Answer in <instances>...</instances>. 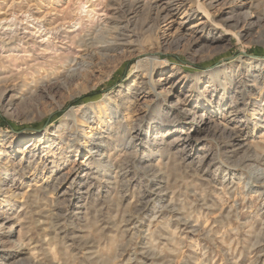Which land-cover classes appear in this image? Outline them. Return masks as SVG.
Masks as SVG:
<instances>
[{
    "label": "rangeland",
    "instance_id": "374dc122",
    "mask_svg": "<svg viewBox=\"0 0 264 264\" xmlns=\"http://www.w3.org/2000/svg\"><path fill=\"white\" fill-rule=\"evenodd\" d=\"M0 82V264H264V0H0Z\"/></svg>",
    "mask_w": 264,
    "mask_h": 264
},
{
    "label": "bare ground",
    "instance_id": "6f19581e",
    "mask_svg": "<svg viewBox=\"0 0 264 264\" xmlns=\"http://www.w3.org/2000/svg\"><path fill=\"white\" fill-rule=\"evenodd\" d=\"M102 43V42H101ZM81 45V44H80ZM87 46V45H86ZM109 49V47H104V50L107 51ZM67 61V60H65ZM64 61V62H65ZM16 62V61H15ZM62 63V62H61ZM65 64V63H64ZM67 64V63H66ZM70 64V63H69ZM72 66H69V68H67L66 70H64L62 72V83L61 81H56V83H60V84H66L68 82H70L73 78H75L76 76H78L80 70H82L85 66L83 64H80V63H71ZM62 66V65H61ZM65 67V65H64ZM63 67V68H64ZM68 67V66H67ZM42 69V68H41ZM40 71V70H39ZM37 72V71H36ZM42 72V71H41ZM45 72V71H44ZM55 72V71H54ZM38 73V72H37ZM46 73V72H45ZM32 74V73H31ZM36 74V73H35ZM24 75V74H23ZM45 76V74H43ZM43 75L39 74L37 77H30L31 78V81L30 83H28L27 81H25L23 78L24 81H22L21 83L19 84V87L17 86V88L13 89V91H10L9 93H12L14 95H17L19 92H21L22 88L24 90H22L23 94L20 93L19 97L20 98H23L26 94L27 96H34L36 95L39 91H42L43 89L41 87H43L44 84H48L50 81L47 79V80H44L46 79V77H44ZM55 75V74H54ZM57 75V74H56ZM25 76V75H24ZM31 76V75H30ZM27 77V76H26ZM54 77V76H53ZM14 80V79H13ZM74 80V79H73ZM21 81V80H19ZM1 83V82H0ZM16 87V86H15ZM44 88V87H43ZM12 89V88H11ZM41 89V90H40ZM5 93V92H4ZM4 93H2L0 96H2ZM6 94V93H5ZM11 94V95H12ZM26 97V96H25ZM12 96H10V100H11ZM1 103V101H0ZM149 172V171H148ZM146 206V205H145Z\"/></svg>",
    "mask_w": 264,
    "mask_h": 264
}]
</instances>
